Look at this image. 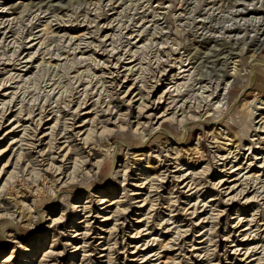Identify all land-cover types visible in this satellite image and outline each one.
Returning a JSON list of instances; mask_svg holds the SVG:
<instances>
[{"label": "rangeland", "instance_id": "374dc122", "mask_svg": "<svg viewBox=\"0 0 264 264\" xmlns=\"http://www.w3.org/2000/svg\"><path fill=\"white\" fill-rule=\"evenodd\" d=\"M0 264H264V0H0Z\"/></svg>", "mask_w": 264, "mask_h": 264}, {"label": "bare ground", "instance_id": "6f19581e", "mask_svg": "<svg viewBox=\"0 0 264 264\" xmlns=\"http://www.w3.org/2000/svg\"><path fill=\"white\" fill-rule=\"evenodd\" d=\"M162 33V32H161ZM258 63V62H257ZM259 64V63H258ZM29 138V137H28ZM28 144H30V147L31 148H35V147H39L40 145L39 144H37V146H36V142H34V141H31L30 143H28ZM52 145L50 146V148H52V147H56V146H54L53 145V143H51ZM59 148H61V146L59 147ZM50 150V149H49ZM44 152V151H43ZM43 152H42V154H43ZM67 154H65V156H66ZM63 157H64V155H63ZM55 158V157H54ZM60 169V167H58V170ZM104 202H106V200H104ZM247 228V227H246ZM8 260V259H7Z\"/></svg>", "mask_w": 264, "mask_h": 264}, {"label": "snow or ice", "instance_id": "6c2138e0", "mask_svg": "<svg viewBox=\"0 0 264 264\" xmlns=\"http://www.w3.org/2000/svg\"><path fill=\"white\" fill-rule=\"evenodd\" d=\"M217 107H219V105H217ZM9 259L11 260L12 258H11V257H9Z\"/></svg>", "mask_w": 264, "mask_h": 264}]
</instances>
